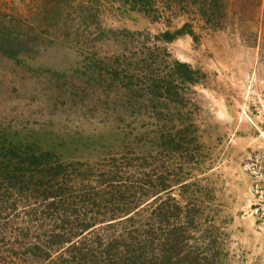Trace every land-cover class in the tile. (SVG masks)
<instances>
[{"label": "trees", "instance_id": "obj_1", "mask_svg": "<svg viewBox=\"0 0 264 264\" xmlns=\"http://www.w3.org/2000/svg\"><path fill=\"white\" fill-rule=\"evenodd\" d=\"M70 1L51 0L34 22L0 2V53L17 58L52 42L48 27ZM126 1L147 13L158 0ZM184 1L210 26L226 17L225 0ZM241 2L245 12L260 5ZM125 32L126 41L138 33ZM185 33L197 38L184 22L94 58L92 72H106L142 122L97 136L0 127V262L227 264L212 160L192 119V87L206 73L159 43Z\"/></svg>", "mask_w": 264, "mask_h": 264}, {"label": "rangeland", "instance_id": "obj_2", "mask_svg": "<svg viewBox=\"0 0 264 264\" xmlns=\"http://www.w3.org/2000/svg\"><path fill=\"white\" fill-rule=\"evenodd\" d=\"M225 1L226 17L210 26L184 0H158L147 13L126 0H71L48 27L52 42L46 38L17 58L0 53V127L25 135L97 136L142 122L126 110L122 89H110L106 72H92L94 58L116 55L125 44L151 43L147 34L189 22L197 38L185 33L159 43L206 73L192 87V119L212 160L226 262L264 264V0L247 12L241 0ZM0 2L34 22L53 0ZM126 30L138 32L134 42L126 41Z\"/></svg>", "mask_w": 264, "mask_h": 264}]
</instances>
